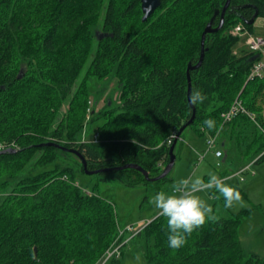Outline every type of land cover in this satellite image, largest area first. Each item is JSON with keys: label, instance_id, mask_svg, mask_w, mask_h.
<instances>
[{"label": "trees", "instance_id": "obj_1", "mask_svg": "<svg viewBox=\"0 0 264 264\" xmlns=\"http://www.w3.org/2000/svg\"><path fill=\"white\" fill-rule=\"evenodd\" d=\"M226 2L162 0L143 21L141 0H0V264H99L125 241L113 204L78 185L86 173L68 150L99 183L162 182L171 172L152 182L117 169L135 164L158 177L170 161L168 139L195 113L188 127L200 137L219 134L222 146L264 160V79L248 81L254 56H236L240 38L230 34L239 24L252 32L245 21L256 11L264 17V0H231L190 72L189 101L188 68ZM90 79L116 81L120 106L92 108ZM236 99L261 127L245 114L223 124ZM97 121L88 141L86 125ZM240 224L239 216L206 219L172 249L159 215L133 238L144 243L146 264H264L244 249Z\"/></svg>", "mask_w": 264, "mask_h": 264}, {"label": "rangeland", "instance_id": "obj_2", "mask_svg": "<svg viewBox=\"0 0 264 264\" xmlns=\"http://www.w3.org/2000/svg\"><path fill=\"white\" fill-rule=\"evenodd\" d=\"M251 33L264 36V17L256 20ZM244 42L245 38H240L234 46L236 56L240 57L244 51L247 52ZM86 69L87 65L81 77ZM88 84L92 108L98 111L107 103L112 108L120 106V89L116 81L90 79ZM66 110L67 104L63 106L62 111ZM101 124L102 121H97L86 125L84 137L92 141L96 128ZM208 138L200 137L193 127H188L177 145L175 166L169 178L162 182L130 188L116 181L99 183L96 175L78 176V185L85 192H92L113 204L120 234H124L122 238L125 241L119 242L122 245L119 259L111 258L105 262L103 258L99 264H146L144 243L133 237L147 223L159 216L152 203L155 192L170 190L173 182L183 177L200 176L206 182L209 173L216 174L225 183L237 188L242 197V202H234L231 208H225L223 197L214 188L202 190L198 194L211 205V215L215 219L241 217L240 238L244 249L248 253L264 257V160L255 163L257 159L252 161L247 158L242 153L243 149L239 147L232 149L230 145L222 146L221 138L218 139L216 147L201 159L200 155L204 154L208 147L206 145ZM218 149L224 154L221 158L215 155ZM128 227H132L133 230L127 231ZM137 256L140 257L139 261L136 260Z\"/></svg>", "mask_w": 264, "mask_h": 264}, {"label": "clouds", "instance_id": "obj_3", "mask_svg": "<svg viewBox=\"0 0 264 264\" xmlns=\"http://www.w3.org/2000/svg\"><path fill=\"white\" fill-rule=\"evenodd\" d=\"M197 96L200 101L205 99L203 95ZM204 124L211 129L214 121L206 119ZM257 127L260 125L257 124ZM213 188L223 197L225 208H231L234 202H242L240 191L214 173L208 174L206 182L200 176L183 177L174 181L170 190L155 192L152 203L158 214L167 218L169 248H180L185 244L187 234L192 233L206 219L214 218L211 215V205L198 194L202 190ZM136 260L139 261L140 257L137 256Z\"/></svg>", "mask_w": 264, "mask_h": 264}, {"label": "built area", "instance_id": "obj_4", "mask_svg": "<svg viewBox=\"0 0 264 264\" xmlns=\"http://www.w3.org/2000/svg\"><path fill=\"white\" fill-rule=\"evenodd\" d=\"M230 34L239 38H245V47L247 48L248 53H251L253 56H257L253 61L248 74V81L263 80L264 79V36L255 35L248 31L243 24L235 26ZM245 114L247 115L256 125L259 124L256 120V115L246 110L243 103L236 99L230 109L222 114L223 124L229 123L234 120L238 115ZM260 125V124H259ZM261 127V126H260ZM177 137V134H173L167 141L168 144H172L173 140ZM219 139V134L215 136H210L207 139L206 152L200 155L201 159H204L209 151L216 147L217 141ZM6 146L0 144V150H4ZM216 157L221 158L223 152L218 149L215 152ZM132 227H128L127 231H132ZM132 233V232H131ZM121 236L124 234H120ZM122 245H114L110 248L104 255V261L107 262L111 258H119L121 256ZM106 259V260H105Z\"/></svg>", "mask_w": 264, "mask_h": 264}, {"label": "water", "instance_id": "obj_5", "mask_svg": "<svg viewBox=\"0 0 264 264\" xmlns=\"http://www.w3.org/2000/svg\"><path fill=\"white\" fill-rule=\"evenodd\" d=\"M141 1H142V11H143L142 20L143 21H146L149 17H151V15L156 11V9L159 8L161 6V4H162V0H141ZM230 4H231V0H227L226 5L224 6L223 11H222L220 25L216 29H212L211 26L209 25L206 28V30L204 31V33L202 35V55H201L200 61H199V63L196 66H194V67L190 66L188 68L187 76H188V82H189V101H190L191 104H192V101H191V85H190L191 84V78H190V72L192 70H194V69H198L202 65L203 60H204V52H205L204 47H205L206 34L217 32V31L222 29L223 24H224V17H225V14H226ZM258 17H259V12L256 11L254 16L250 20L245 21V24L246 25H254V23L256 22ZM101 38L102 37H100V39ZM256 57L257 56H254L252 59L255 60ZM194 120H195V113H194L193 117L191 118V120L186 125H184L180 129V131L178 132L177 137L175 138L174 143H173V145L170 148V161H169L168 165L166 166V168L164 169V171L158 177L150 178L149 173L146 170H144L139 165H135V164L126 165L124 167L118 168L117 170H119V169H128V168L135 169V170L141 172L145 176L146 180L152 181V182L164 179L165 177H167L169 175V173L173 170V168L175 166V163H176V160H177V157L175 155V148H176L177 142L179 141V139H180L182 133L184 132V130L189 125L193 124ZM68 151L76 154L78 156V158H80V160L82 161V164L84 166V171H85L86 175H95V174H97V172H95V171H89L88 170L87 162L84 159V157H82V155H80L78 152H76L74 150H68ZM1 152L2 151H0V153ZM35 253H37L36 249H35Z\"/></svg>", "mask_w": 264, "mask_h": 264}, {"label": "crops", "instance_id": "obj_6", "mask_svg": "<svg viewBox=\"0 0 264 264\" xmlns=\"http://www.w3.org/2000/svg\"><path fill=\"white\" fill-rule=\"evenodd\" d=\"M224 155V154H223ZM223 157V156H222Z\"/></svg>", "mask_w": 264, "mask_h": 264}, {"label": "bare ground", "instance_id": "obj_7", "mask_svg": "<svg viewBox=\"0 0 264 264\" xmlns=\"http://www.w3.org/2000/svg\"><path fill=\"white\" fill-rule=\"evenodd\" d=\"M255 125V124H254Z\"/></svg>", "mask_w": 264, "mask_h": 264}]
</instances>
